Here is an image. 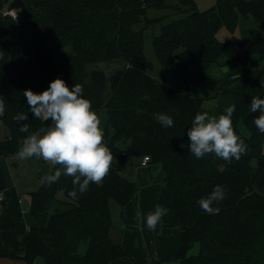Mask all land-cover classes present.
I'll use <instances>...</instances> for the list:
<instances>
[{
  "label": "trees",
  "instance_id": "16d2710c",
  "mask_svg": "<svg viewBox=\"0 0 264 264\" xmlns=\"http://www.w3.org/2000/svg\"><path fill=\"white\" fill-rule=\"evenodd\" d=\"M11 0H0V96L5 115L0 122L7 133L0 139V191L11 185L7 158L17 157L19 131L12 117L27 113L30 132L47 125L29 111L23 91L43 92L56 78L71 88L83 86V96L98 113L105 111L104 142L116 157L101 184H90L78 199L68 195L71 178L62 175L28 192L25 217L28 226L15 240L23 247L25 264H107L130 256L114 228L110 201L123 206L137 192V183L119 169L126 159L125 145L133 157L148 155L164 172L158 206L169 209L165 227H177L180 245L165 257L178 264H264V134L253 123L259 112L250 111L252 97L264 99V37L251 36L248 44L233 36L216 34L221 26L232 33L238 16L250 15L264 24V0H215L199 10L194 0H176L173 8L184 15L167 23L154 19L142 28L147 9L168 8L166 0H23L25 10L13 17L6 13ZM160 24L152 36L153 52L164 67L177 61L179 82L175 87L152 76V62L143 52L144 29ZM121 58L124 64L109 77L87 66ZM227 61L232 69L223 77L207 74L212 64ZM192 83L214 86L217 96L210 115L224 114L235 105L232 116L236 133L247 153L227 162L214 154L201 159L191 155L187 130L194 115L203 113L204 97L190 93ZM173 118L162 127L153 114ZM242 124L247 134L244 133ZM51 166L49 174H54ZM227 192L217 214L198 205L216 185ZM9 226V224L7 223ZM197 244L195 253H189ZM84 245V248L82 247ZM12 253L0 243V256Z\"/></svg>",
  "mask_w": 264,
  "mask_h": 264
},
{
  "label": "clouds",
  "instance_id": "9594fccd",
  "mask_svg": "<svg viewBox=\"0 0 264 264\" xmlns=\"http://www.w3.org/2000/svg\"><path fill=\"white\" fill-rule=\"evenodd\" d=\"M83 86L75 83L69 88L61 78L50 82L43 92L36 93L31 89L23 91L29 111L38 120L50 121L49 124L30 132V125L21 123L28 120L27 113H17L12 117L19 125V131L28 133L19 141L17 157L21 160L42 159L56 170L46 176V180L55 183L64 175L71 178L72 190L68 193L73 199L85 193L90 184H101L109 174L116 157L104 142L102 121L93 109L92 102L83 96ZM235 105L228 106L224 114L210 115L197 112L187 130L188 148L194 157L201 159L214 154L227 162L240 160L247 153L245 141L236 133L232 116ZM252 113L259 112L253 123L260 133L264 134V99L252 97ZM5 115V100L0 96V117ZM162 127L173 126V118L163 112L153 114ZM227 189L216 185L206 197L197 203L208 214H217L219 207H213L225 199ZM169 209L157 206L146 217L137 210V226L146 223L149 230L155 231ZM141 230H143L141 228Z\"/></svg>",
  "mask_w": 264,
  "mask_h": 264
},
{
  "label": "crops",
  "instance_id": "0c3cea01",
  "mask_svg": "<svg viewBox=\"0 0 264 264\" xmlns=\"http://www.w3.org/2000/svg\"><path fill=\"white\" fill-rule=\"evenodd\" d=\"M6 129L0 124V139L6 136ZM142 157L130 160L132 169H126L125 160L119 163V169L137 183V192L122 209L112 211L114 228L112 234L118 238L130 256H122L107 264H178L175 260L165 257L176 251L180 245L177 227H165L162 222L155 231L149 230L146 223L137 226L136 212L142 215L154 211L158 206L159 197L164 186V172L159 163L141 164ZM18 157L7 158L11 185L2 191L3 201L0 202V243L11 253V256H0V264H25L22 258L24 248H16L15 240L26 230L28 223L25 211L28 208V192L18 184ZM126 167V168H125ZM22 193H27L25 196ZM21 199V201H19ZM9 224V226L7 225ZM6 227L8 229H6ZM141 228L143 230H141Z\"/></svg>",
  "mask_w": 264,
  "mask_h": 264
},
{
  "label": "rangeland",
  "instance_id": "374dc122",
  "mask_svg": "<svg viewBox=\"0 0 264 264\" xmlns=\"http://www.w3.org/2000/svg\"><path fill=\"white\" fill-rule=\"evenodd\" d=\"M169 3L168 8L163 9H156V8H149L146 12L145 19H141L138 23L134 24V28H142L146 25L147 21L158 19L160 23H167L168 21L178 18L184 15V12L177 14L173 8V2L176 0H166ZM215 0H194L196 7L199 10L206 9L207 7L211 6ZM160 31V24H156L154 27L148 26L144 29V43H143V52L147 60L152 62V69L148 72L156 77L157 79L162 80L169 86L175 87L179 82V71L177 67V61L173 59L169 66L164 67L162 66L156 59L155 54L153 52L152 47V36L158 34ZM256 35L259 37H264V24L256 22L252 16L247 15H239L236 26L232 33H230L226 27L223 25L218 30L216 36L218 39L224 40L233 36L236 40H240L245 44H248L251 40V36ZM222 64L216 65L212 64L209 68L207 74L212 77L221 78L227 71L232 69V65L227 61H222ZM124 64V61L121 58L109 60V61H99L96 63L88 64V70L91 69H100L102 70L107 77H109L115 70L121 68ZM189 91L192 95L197 97H204L202 111L210 113L215 108V104L217 101V96L214 93V90L209 93L205 94L203 90V85L199 83H192L189 86ZM99 117L102 121L101 127L103 128L106 122V114L105 111H100ZM1 124V122H0ZM241 130L247 134L246 128L240 124ZM125 151L127 153L125 164L126 169H132V164H130V160L135 158L129 152V146L125 145ZM18 184L20 187H23L25 190L37 188L38 185L46 180V176H48L50 168L52 165L45 162L42 159L31 158L27 160L18 161ZM125 174V173H124ZM127 175V174H125ZM27 193H22L25 196ZM110 207L112 211L115 213L116 209L119 206L113 201H110ZM6 229H8L6 227ZM84 248V245H82ZM198 249L197 244H195L189 251V253H195ZM42 259H37V264H41Z\"/></svg>",
  "mask_w": 264,
  "mask_h": 264
},
{
  "label": "water",
  "instance_id": "95a60500",
  "mask_svg": "<svg viewBox=\"0 0 264 264\" xmlns=\"http://www.w3.org/2000/svg\"><path fill=\"white\" fill-rule=\"evenodd\" d=\"M14 8H18L20 10H25L26 6L24 4V1L23 0H11L8 3L6 9L7 10H11V9H14ZM203 90H204L205 94H209V93H211L214 90V86L209 84V83H206V84L203 85Z\"/></svg>",
  "mask_w": 264,
  "mask_h": 264
},
{
  "label": "built area",
  "instance_id": "2783aa9c",
  "mask_svg": "<svg viewBox=\"0 0 264 264\" xmlns=\"http://www.w3.org/2000/svg\"><path fill=\"white\" fill-rule=\"evenodd\" d=\"M6 13L10 14L13 17H17L19 15V9L18 8H14L11 10L6 9ZM148 160H149L148 155H144L142 157L141 164H143V165L146 164L148 162ZM3 197H4L3 193H2V191H0V202L3 201ZM19 201H21V199H19Z\"/></svg>",
  "mask_w": 264,
  "mask_h": 264
}]
</instances>
